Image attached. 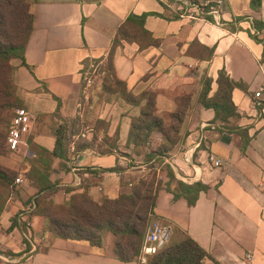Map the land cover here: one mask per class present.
Listing matches in <instances>:
<instances>
[{
	"label": "crops",
	"instance_id": "crops-1",
	"mask_svg": "<svg viewBox=\"0 0 264 264\" xmlns=\"http://www.w3.org/2000/svg\"><path fill=\"white\" fill-rule=\"evenodd\" d=\"M183 1L31 0L34 30L26 49L27 65L15 64L16 84L26 94L24 101L28 105L35 103L37 111L29 137L50 151L55 150L54 133L41 131L38 120L57 111V99L61 100L59 124L70 123L76 116L84 123L91 113L93 124L85 132L86 138L84 132L75 136L69 160L57 158L53 167L52 181L73 191L63 189L52 200L64 204L74 194L88 192L94 201L102 202L131 192V184L145 176L148 166L155 161L148 162L147 156L160 147L162 136L153 134L144 154L136 155L127 143L132 120L139 115L140 108L122 99L98 103L100 87L91 92V102L82 107V74L89 61L109 58L117 32L130 15L150 14L146 28L162 41L161 46L142 51L138 44L124 42L115 53L117 76L136 96L146 91L156 93L159 114L176 111V97L192 95V110L182 126V140L164 160L179 180L210 186L194 207L185 199L174 200L171 193L162 189L151 222L171 229L166 243L179 230L197 241L218 264H264V47L251 36L255 32L253 21H264V0L260 12L252 10L251 0H186L215 7L223 1L220 23L212 15L209 17L214 22L205 17L190 18ZM195 41L214 48V58L199 61L190 56L188 50ZM222 70L248 89H235L233 93L241 118L232 124L249 130L252 141L246 152L241 136L221 131L213 123L215 112L199 101L205 78L213 79L211 96L215 95ZM31 96L35 97L33 102ZM100 122L106 126L98 127ZM117 132L118 151L102 144ZM94 137V148L75 152V143L80 139L91 142ZM101 147L109 153H102ZM212 155L223 162L221 168L212 166ZM14 156L1 163L19 170L26 156L19 164ZM118 165L122 172L107 171ZM23 178L25 182L18 186V194L0 217V255L13 254V264H138L118 258L116 237L110 232L105 233L102 247H93L87 242L64 240L43 232V221L37 217L32 222V250L27 252L21 230H11L13 219L26 213L29 200L37 193L29 179ZM162 180L164 184L168 182L166 174ZM207 264L216 263L207 260Z\"/></svg>",
	"mask_w": 264,
	"mask_h": 264
},
{
	"label": "trees",
	"instance_id": "trees-1",
	"mask_svg": "<svg viewBox=\"0 0 264 264\" xmlns=\"http://www.w3.org/2000/svg\"><path fill=\"white\" fill-rule=\"evenodd\" d=\"M250 4L252 10L260 12L263 0H251ZM214 7L209 5L206 11L209 12ZM149 16L150 14L141 16L132 14L119 28L108 58L107 75L100 87L98 98L106 103L122 99L140 108L139 115L132 120L127 146L133 147L134 153L141 156L149 146L152 135L159 133L162 136L160 147L147 156L148 162L155 161L148 166V173L145 176L131 184V192L123 193L117 199L96 202L88 192H84L74 194L64 204H56L52 200L54 195L63 189L71 193L73 189L63 188L59 183L52 181L55 159L69 160L73 138L82 134L81 119L59 124L62 120L61 100L57 99V111L51 115L41 116L38 120L41 131L54 133L55 150L50 151L36 144L33 137H29V152L21 169H9L0 162V217L6 210L8 202L18 194V186H20L17 185L18 179L27 177L30 185L37 190L28 202V212L17 215L11 226V230L16 228L21 230L27 252L32 250L29 230L33 231L32 222L37 217L43 221V232H49L64 240L87 242L93 247H102L105 233L110 232L116 237L115 251L121 261L144 264L140 262L139 257L147 227L155 216L160 191L165 189L174 196V200L185 199L190 207H194L201 193L210 190V186L202 182L187 184L179 180L172 167L164 160L182 140V126L192 110V95L176 97V111L159 114L156 93L146 91L136 96L128 91L126 83L117 76L114 65L115 53L124 42L136 43L142 51L161 46L162 41L156 39L146 28ZM205 18L214 22L212 17L205 16ZM253 28L255 32L251 36L264 47V37H260L264 33V21L255 19ZM33 30L34 15L31 0H0V158L12 154L7 146V137L15 114L9 125V113L22 107L19 88L14 79L16 68L12 65V61L20 60L22 65H27L25 54ZM188 54L199 61H210L215 56V49L195 41L190 46ZM262 62H264V53ZM217 85V92L211 96L213 79L205 78L199 101L204 108L215 112L213 123L221 131L226 130L241 136L243 151L246 152L252 141L249 130L232 124L241 118L233 100V93L235 89L247 92V86L231 79L225 70L220 71ZM98 124V127L106 126L105 122ZM96 143V137L91 142L80 139L75 143V152L94 148ZM119 143V132L114 138L102 142L104 146L109 145L117 151L120 149ZM101 150L102 153H109L102 147ZM107 171L120 173L122 168L118 165ZM163 174L168 178L166 184L162 180ZM182 235L180 241L170 240L166 243L156 255L148 258L146 264H207V260L218 264L191 236L186 233ZM7 256L13 258L11 253H7Z\"/></svg>",
	"mask_w": 264,
	"mask_h": 264
},
{
	"label": "built area",
	"instance_id": "built-area-1",
	"mask_svg": "<svg viewBox=\"0 0 264 264\" xmlns=\"http://www.w3.org/2000/svg\"><path fill=\"white\" fill-rule=\"evenodd\" d=\"M183 3L189 8V16L192 19H197L205 17V16H214L216 20L220 23L221 21V8L224 4L223 1L218 3V6L213 8L211 11L207 12L206 8L209 7L210 4L198 5L192 3L190 1L184 0ZM108 59L103 60H91L89 64L85 65L83 68L82 80H83V102L81 106L84 104H89L92 99L91 92L99 87H101L104 79L106 78ZM261 97V93L258 92L256 94V98L259 99ZM257 106H261V104H257ZM36 124V117L33 116L26 108H19L15 112V116L11 121V125L9 128V134L7 137V146L10 152L13 155H22L24 153V149L28 150V138L31 135L34 125ZM89 131V128L85 131ZM85 132L83 133V137L86 138ZM186 161H190V159L185 156ZM210 162L214 168H221L223 166V162L217 159L215 156L210 157ZM25 182V179L22 177L17 180V185H22ZM167 230H171L170 228L162 225L159 222H151L146 231L143 247L140 253L139 260L146 264L148 258L150 256L156 255L160 249L165 245L167 241H164V236ZM29 234L31 236V230H29ZM6 263H13V259H8L7 257H0ZM248 259H251V256H248Z\"/></svg>",
	"mask_w": 264,
	"mask_h": 264
},
{
	"label": "rangeland",
	"instance_id": "rangeland-1",
	"mask_svg": "<svg viewBox=\"0 0 264 264\" xmlns=\"http://www.w3.org/2000/svg\"><path fill=\"white\" fill-rule=\"evenodd\" d=\"M17 63H21V61L20 60H14V61H12V65L16 68V71H17V67H16V65L15 64H17ZM16 71L14 72V79H15V76H16ZM15 84H16V81H15ZM16 86L19 88V91H18V94H19V97L21 98V108H26L33 116H35L36 118H37V111H35V103H29V105L26 103V101H24L25 100V98H26V94L24 93V91L22 90V88H20L17 84H16ZM34 94L35 95H38L37 93H35L34 92ZM100 93L98 92V94L97 95H99ZM99 97V96H98ZM33 100H35V97H33V96H31L30 97V102H33ZM97 102L98 103H102V101L98 98L97 99ZM20 108V107H19ZM19 108H16L15 110H13V111H11L9 114H10V119H9V125H10V121H11V119H12V117H13V115L15 114V111L17 110V109H19ZM93 118V116H92V114L90 113V116H89V119H87V120H85V122L83 123L82 122V127L80 128V131L81 132H85L88 128H90L91 127V125L93 124V121L91 120ZM77 120V119H81V117H79V116H76V117H74V118H72V119H70L71 121L72 120ZM29 139V138H28ZM29 145V144H28ZM28 152H29V149L27 150H25L24 149V153L22 154V155H15L14 157H13V160L15 161V163L17 164V162H18V164H19V162H21L22 160H23V158L28 154ZM27 153V154H26ZM12 155V154H11ZM4 158H6V157H2V158H0V162L2 161V160H4ZM2 164V163H1ZM3 165V164H2ZM6 167V166H5ZM23 185V184H22ZM183 238V235H182V232H180L179 230H176L175 232H174V234H173V236H172V238H171V242H174V241H180L181 239ZM0 257H2V255H0ZM8 259H10V257H8V256H6ZM141 262V261H140ZM17 263H19V262H17ZM17 263H14V264H17ZM0 264H10V263H6L3 259H1L0 258ZM11 264H13V263H11Z\"/></svg>",
	"mask_w": 264,
	"mask_h": 264
},
{
	"label": "water",
	"instance_id": "water-1",
	"mask_svg": "<svg viewBox=\"0 0 264 264\" xmlns=\"http://www.w3.org/2000/svg\"><path fill=\"white\" fill-rule=\"evenodd\" d=\"M170 233H171V230H167V232L165 233V236H164V241H163V243H164L165 241H168V239H169V237H170Z\"/></svg>",
	"mask_w": 264,
	"mask_h": 264
}]
</instances>
